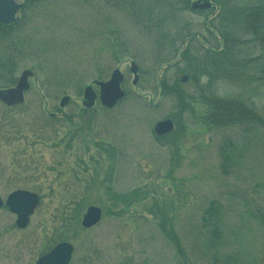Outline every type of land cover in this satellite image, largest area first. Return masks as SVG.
<instances>
[{
    "label": "rangeland",
    "instance_id": "1",
    "mask_svg": "<svg viewBox=\"0 0 264 264\" xmlns=\"http://www.w3.org/2000/svg\"><path fill=\"white\" fill-rule=\"evenodd\" d=\"M166 1L146 15L140 0H28L1 40L15 77L33 75L21 104L0 102V196L27 189L38 205L24 229L0 207V264H33L59 240L71 264H264V35L236 31L231 54L223 40L233 12L264 0ZM116 67L124 98L84 107V87ZM203 95L261 121L211 125ZM167 117L175 130L157 137ZM88 205L102 218L84 229Z\"/></svg>",
    "mask_w": 264,
    "mask_h": 264
},
{
    "label": "water",
    "instance_id": "2",
    "mask_svg": "<svg viewBox=\"0 0 264 264\" xmlns=\"http://www.w3.org/2000/svg\"><path fill=\"white\" fill-rule=\"evenodd\" d=\"M211 3L208 0H195L191 2L192 9L204 10L210 8ZM22 7L21 3L15 0H0V23L9 24L17 20L16 14ZM130 70L134 74L133 83L137 82L138 66L135 62H131ZM33 75L31 69L21 71L14 86L8 88H0V101L7 106H12L23 102L24 92L29 89L28 78ZM186 76L183 77V80ZM123 74L119 68H115L106 81H94L98 85V96L100 103L112 108L124 96V90L121 88ZM96 92L91 85H87L83 89V105L92 106L96 99ZM70 100L68 95H65L60 100V107H64ZM174 128L170 118L158 121L154 126V132L158 135H163L172 131ZM5 205L9 211L16 215L15 224L19 229H23L28 225L29 216L34 212L38 205V195L26 189H16L10 192L5 201L0 196V206ZM101 217V209L97 206L90 205L87 207L82 216L81 225L83 227H91L96 224ZM73 246L67 242L58 243L50 252L41 256L35 264H67Z\"/></svg>",
    "mask_w": 264,
    "mask_h": 264
},
{
    "label": "trees",
    "instance_id": "3",
    "mask_svg": "<svg viewBox=\"0 0 264 264\" xmlns=\"http://www.w3.org/2000/svg\"><path fill=\"white\" fill-rule=\"evenodd\" d=\"M158 1L161 2V4L166 5V7H169V5L171 6L169 1ZM27 2L23 7L22 12L27 9ZM152 2L153 0H140V3L142 4L141 9L145 7L148 8V12L145 13L146 15L152 14L154 10ZM237 16H239V20L236 22L235 18ZM17 24L18 22L8 26L0 24V87L13 85L16 81V77L14 75L17 65L14 57L15 50L2 45L1 40L7 38L11 27L13 28ZM228 25L227 33L224 35L223 40L225 41V48L227 49V52L225 53L231 54L236 48L238 42L239 35L237 32L242 34L249 33L257 40H260L264 35V4H250L248 6L241 7L237 10V15H234L233 12ZM231 27L234 32H231ZM183 54H185V50ZM168 89L173 90L175 92L174 94H176L179 98L180 89L178 85L174 84ZM202 102L207 107L206 120L214 126H226L244 122L261 121L254 107L250 106L245 101L238 100L234 96L218 97L215 95H203ZM174 241L178 244L177 239Z\"/></svg>",
    "mask_w": 264,
    "mask_h": 264
},
{
    "label": "flooded vegetation",
    "instance_id": "4",
    "mask_svg": "<svg viewBox=\"0 0 264 264\" xmlns=\"http://www.w3.org/2000/svg\"><path fill=\"white\" fill-rule=\"evenodd\" d=\"M54 245H55V244H53L48 250H50ZM48 250H47V251H48ZM40 256H41V255H40ZM40 256H39V257H40ZM39 257H38L37 259H39ZM37 259L33 262V264H35V262L37 261Z\"/></svg>",
    "mask_w": 264,
    "mask_h": 264
}]
</instances>
